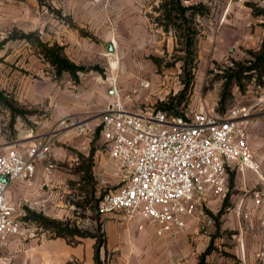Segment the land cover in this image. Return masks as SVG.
Returning a JSON list of instances; mask_svg holds the SVG:
<instances>
[{
    "label": "crops",
    "instance_id": "crops-1",
    "mask_svg": "<svg viewBox=\"0 0 264 264\" xmlns=\"http://www.w3.org/2000/svg\"><path fill=\"white\" fill-rule=\"evenodd\" d=\"M62 6L69 11L71 19L50 21L46 30L41 29L40 40L49 46H61L65 57L87 69L78 71L76 76L68 71L58 73L50 62L59 79L45 80L41 85L30 84L24 99V104L43 106L47 103L49 116L36 122L35 128L17 127L16 137L1 143L0 152L11 146L24 148L33 141L51 145L46 159L61 158L64 153L58 146L60 142L82 145L84 151L90 152L86 144L107 103L120 97L132 111L148 110L154 104L152 95L159 74L151 56L160 49L161 40L160 35L150 29V21L130 18L115 25L105 17L82 18L76 13L80 8L73 0ZM5 22L0 14V25ZM119 28L124 30L123 34ZM44 35L47 38L44 39ZM105 63L107 71L103 67ZM92 65L98 68L90 67ZM111 65L114 69L121 66L122 73L111 72ZM140 79H149L151 88L142 90L138 96H130ZM63 120L70 126L61 125ZM245 123L248 124V120ZM30 129H34V136L30 135ZM99 152H94L95 170L112 173L105 155ZM106 153L111 159L108 151ZM65 165L61 166L59 161H39L32 184L9 182L7 197L17 212L27 213L24 207L27 206L31 210L38 208L47 216L60 217L61 213H56L54 192H47L46 186L53 187L57 183L62 186L69 176L64 171ZM231 173H235L237 192L219 197L209 194L196 215L188 217L186 226L175 236L158 237L155 227L139 215L128 217L113 212L100 216L103 225V240L99 245L101 264H258V257L264 251V201L261 204L255 201L258 194L264 195V175L260 170L241 169L236 164L228 167L229 177ZM41 187L45 189L43 195ZM32 200L41 205H29ZM224 204V212L219 213ZM201 212L207 213L214 223L206 225ZM97 246V237L82 236L69 241L32 229L30 236L15 235L6 244L0 241V264H98Z\"/></svg>",
    "mask_w": 264,
    "mask_h": 264
},
{
    "label": "rangeland",
    "instance_id": "rangeland-1",
    "mask_svg": "<svg viewBox=\"0 0 264 264\" xmlns=\"http://www.w3.org/2000/svg\"><path fill=\"white\" fill-rule=\"evenodd\" d=\"M68 1L71 0H0L1 18L6 19L0 25V144L15 138L17 127L35 128L36 122L49 116L47 103L43 106L24 104V99L30 84L41 85L46 83L45 80L59 79L55 68L41 52L38 39L41 29L46 30L50 21L58 19L68 22L71 19L69 11L62 6ZM182 1L187 5L203 2L207 7L203 15L197 14L194 18L193 26L197 33L191 50L185 44L184 22L178 19L175 25L173 22L168 24L163 9H159L162 0H73L80 8L76 13L84 19L99 20L105 17L115 25L130 18L142 17L150 21V29L160 35L161 40L160 49L151 56L159 74L152 95V107L162 109L161 102L178 95L182 96L181 106L168 110L169 114L183 112L199 104L202 109L219 114L235 106L246 107L250 111L246 124L250 141L261 167L259 170L264 175L263 63L253 71L242 72L244 67L251 64L250 61H255L252 51L259 50L264 39V14L254 12V7L264 8V0ZM218 19L222 21L218 22ZM115 28L117 30L118 27ZM119 29L123 34L124 30ZM154 58L159 61L156 62ZM106 66L105 63L104 70ZM113 70L115 74L122 73L121 66L114 69L111 65L110 71ZM7 101L25 113L15 114L6 104ZM256 112L260 114L253 115ZM86 145L90 152L84 151L82 145L60 142L58 146L64 153L61 158L55 160L50 157L40 161H59L61 166L64 163V171L69 174L62 186L59 183L53 187L46 186L47 192H54L56 213H61L60 217H48L69 221L71 227L95 233L102 239L103 225L96 207L105 193L118 187L119 167L108 159V147L99 125L91 132ZM92 151L105 155L112 173L95 170L97 163ZM229 179L228 194L237 192L234 189L235 173H231ZM44 190L40 188L42 195ZM28 204L34 207L41 205L34 200ZM24 207L28 216L31 209ZM37 209L31 211L44 214ZM30 221L33 231L45 233L46 236L55 235L54 229L44 227L34 218H30ZM78 237L82 236L67 239L75 241ZM257 262L264 264V251Z\"/></svg>",
    "mask_w": 264,
    "mask_h": 264
},
{
    "label": "built area",
    "instance_id": "built-area-1",
    "mask_svg": "<svg viewBox=\"0 0 264 264\" xmlns=\"http://www.w3.org/2000/svg\"><path fill=\"white\" fill-rule=\"evenodd\" d=\"M151 86L149 79H140L130 96H138ZM249 116L250 111L243 106L219 114L202 109L199 104L174 115L155 107L132 111L120 97L107 103L98 125L109 157L119 167V183L99 199L98 215H139L155 227L158 237L175 236L186 226L187 218L196 215L209 194H227L231 164L256 172L261 168L245 123ZM61 125L70 126L65 120ZM29 133L34 136V129ZM50 152L51 145L39 141L0 152L2 244L15 235H32L31 221L8 200L9 182L32 184L37 162L46 159ZM263 201L264 195L258 194L256 204ZM201 213L206 225L214 223L207 213Z\"/></svg>",
    "mask_w": 264,
    "mask_h": 264
},
{
    "label": "trees",
    "instance_id": "trees-1",
    "mask_svg": "<svg viewBox=\"0 0 264 264\" xmlns=\"http://www.w3.org/2000/svg\"><path fill=\"white\" fill-rule=\"evenodd\" d=\"M190 1V0H186ZM253 6V5H252ZM254 12L255 14H264V8H256L254 7ZM159 9H163L164 11V18L168 19V24L169 23H174L176 24L175 20H182L184 22V27H186V33L184 34V39H185V44L188 46V49L191 50L194 40L196 37V29L193 26L194 18L197 14L203 15L207 7L203 2L197 3V4H184L182 0H162V4L159 7ZM187 23V24H186ZM166 25V30H168V26ZM181 26V25H180ZM179 27V26H178ZM181 28V27H179ZM25 37H29V35H24ZM38 45L41 48V52L46 56V58L55 66L57 69L58 73H62V71H68L72 75L76 76V73L78 71H84L87 68L82 65H77L70 61L67 57L63 55V48L57 44H54L52 46H49L47 43L42 42L40 39H38ZM188 50V51H189ZM253 56L255 61L251 62L250 65L246 66L242 69V72L244 71H253L256 69L257 65L260 63H263L264 66V39L262 42V45L259 50L257 51H252ZM156 62L159 61V59L154 58ZM92 68H98L97 66H94ZM2 97L1 92H0V98ZM181 95H178L174 98L169 99L168 101L161 102V108L163 110H174L175 106H181L180 103H182L181 100ZM224 97V96H223ZM176 101L179 102L178 105H176ZM7 105L12 109V111L17 114V113H25L24 111H20L18 108H16L13 104L10 102H6ZM182 114V111H176L174 115H180ZM92 155L94 154V151L91 153ZM230 180V179H229ZM233 182V181H232ZM225 208L224 207L220 210L219 213H223ZM29 210V209H28ZM29 215L25 216V219L30 220V218H34L35 220L41 222L44 227L46 228H52L55 230V236H60V237H65L69 238L70 236H75V235H80L83 237L86 236H93L98 238V246L96 248V262L98 264H101L100 258H99V245L103 240L99 238L95 233L87 232V231H82L76 227H71V223L69 221H64L61 219H55V218H50L46 215H44L42 212H36V211H31L29 210ZM72 264V263H70Z\"/></svg>",
    "mask_w": 264,
    "mask_h": 264
},
{
    "label": "water",
    "instance_id": "water-1",
    "mask_svg": "<svg viewBox=\"0 0 264 264\" xmlns=\"http://www.w3.org/2000/svg\"><path fill=\"white\" fill-rule=\"evenodd\" d=\"M4 180H5V181H8V178H7V177H4Z\"/></svg>",
    "mask_w": 264,
    "mask_h": 264
}]
</instances>
